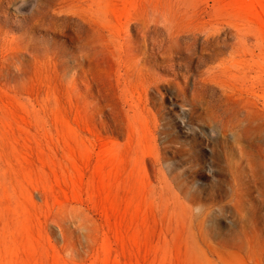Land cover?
Listing matches in <instances>:
<instances>
[{"label": "rangeland", "instance_id": "rangeland-1", "mask_svg": "<svg viewBox=\"0 0 264 264\" xmlns=\"http://www.w3.org/2000/svg\"><path fill=\"white\" fill-rule=\"evenodd\" d=\"M0 33V264H264V0H13Z\"/></svg>", "mask_w": 264, "mask_h": 264}, {"label": "bare ground", "instance_id": "bare-ground-1", "mask_svg": "<svg viewBox=\"0 0 264 264\" xmlns=\"http://www.w3.org/2000/svg\"><path fill=\"white\" fill-rule=\"evenodd\" d=\"M58 2V1H57ZM13 3V0H0V9L1 8H8L11 4ZM86 12V11H85ZM62 13V12H61ZM31 21H33L37 26H46V28L47 27H53L54 26V24H52V23H50V22H48L47 21V18H46V16H45V14L42 12V11H40V10H35V12L34 13H32L31 14ZM90 21V20H89ZM57 27V26H56ZM102 27V26H101ZM57 29V28H56ZM148 31V30H147ZM2 33V32H1ZM1 33H0V36H1ZM121 33V32H120ZM143 33H144V31H143ZM145 37V36H144ZM3 39V38H2ZM1 39V40H2ZM146 39V38H145ZM6 40V39H5ZM7 43V42H6ZM9 46V45H8ZM14 47V46H13ZM130 49V48H129ZM7 50V49H6ZM48 50V54H50L51 55V50L50 49H47ZM47 54V55H48ZM6 55V54H5ZM15 56V55H14ZM34 56V55H33ZM35 57V56H34ZM40 56H38V58H39ZM50 57V59L48 60L49 61V64H50V66H52L53 67V61L55 60L54 58H53V56H49ZM16 58H17V56H16ZM37 58V57H36ZM56 58V57H55ZM18 59H19V57H18ZM34 59V58H33ZM42 59V58H41ZM45 59H46V57H45ZM35 60H37V59H35ZM39 61V60H38ZM42 61V60H41ZM138 61V60H137ZM46 62V61H45ZM57 62V61H56ZM35 63V62H34ZM41 63H43V62H41ZM45 64V63H44ZM48 64V65H49ZM36 65H37V69L39 70V75L41 74L40 73V71H42L40 68H42V67H44V66H42V67H38V63L36 62ZM40 65V64H39ZM46 65V64H45ZM55 65H56V63H55ZM55 67V66H54ZM56 67H58V66H56ZM46 68V67H45ZM128 68V67H127ZM65 69V68H64ZM137 69V68H136ZM135 69V70H136ZM35 71H37L38 72V70H36V67H35V69H34ZM46 70V69H45ZM57 70H59V69H57ZM66 70V69H65ZM59 72H60V70H59ZM43 73V72H42ZM56 73V72H55ZM37 73L35 72V75H36ZM64 74V73H63ZM63 76V75H62ZM65 76V75H64ZM63 76V77H64ZM149 79V78H148ZM147 83V82H146ZM234 88V87H233ZM236 88V87H235ZM235 88H234V90H235ZM238 91V90H237ZM237 93V92H236ZM256 97L258 98V99H260V95L258 94V95H256ZM236 118H237V116H236ZM242 119V118H241ZM244 121V120H243ZM242 122V121H241Z\"/></svg>", "mask_w": 264, "mask_h": 264}]
</instances>
